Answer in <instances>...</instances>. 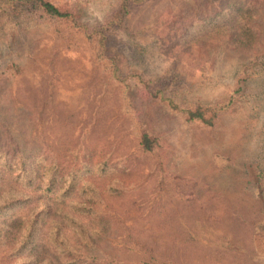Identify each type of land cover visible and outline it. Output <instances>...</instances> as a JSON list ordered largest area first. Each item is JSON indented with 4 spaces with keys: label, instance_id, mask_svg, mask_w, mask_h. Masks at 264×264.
Instances as JSON below:
<instances>
[{
    "label": "rangeland",
    "instance_id": "obj_1",
    "mask_svg": "<svg viewBox=\"0 0 264 264\" xmlns=\"http://www.w3.org/2000/svg\"><path fill=\"white\" fill-rule=\"evenodd\" d=\"M51 1L70 17L0 24V175L37 178L39 264H264V0H142L119 23L120 0Z\"/></svg>",
    "mask_w": 264,
    "mask_h": 264
},
{
    "label": "trees",
    "instance_id": "obj_2",
    "mask_svg": "<svg viewBox=\"0 0 264 264\" xmlns=\"http://www.w3.org/2000/svg\"><path fill=\"white\" fill-rule=\"evenodd\" d=\"M142 0H120L119 9L113 18L115 22H121L122 18L127 15L129 5L131 3H138ZM21 8L30 10L39 9L47 16L68 18L70 12L60 9L51 0H0V24L7 21L19 11ZM86 34L91 37L95 35L96 44L101 52L104 48L105 35L102 30L93 29L86 30ZM169 103L178 108L179 106L172 98H167ZM227 104H217L215 106L202 108L197 106L194 109H187L184 112L189 119H198L207 124L212 123V118L217 110L225 108ZM211 109V115H207V109ZM152 139L144 133L141 138V144L145 150L152 149ZM25 167V163L23 164ZM58 175L57 170L53 168L52 174L48 177L46 183V190L52 191L51 188L55 185ZM37 179V178H36ZM36 179L27 178V176H15L14 178L2 177L0 175V262L2 264H39L38 250L39 246V228L38 218L32 216V209L35 206V200L42 198L36 188L27 192V184L33 186ZM40 181V180H39ZM37 182L38 188L43 184ZM74 181L66 188V193H70L74 188ZM65 192H63V195ZM9 210L11 212H9ZM39 216V213L37 215ZM34 217V218H33ZM257 229L262 233L264 244V220L258 223ZM49 243L59 248L64 256L76 257L74 250H68L67 246L59 238L58 227L52 234L47 236ZM35 250V251H34ZM36 252V253H35ZM44 261V259H41Z\"/></svg>",
    "mask_w": 264,
    "mask_h": 264
}]
</instances>
